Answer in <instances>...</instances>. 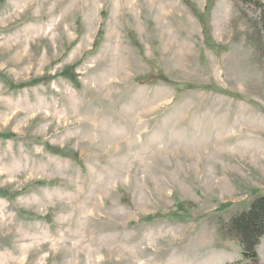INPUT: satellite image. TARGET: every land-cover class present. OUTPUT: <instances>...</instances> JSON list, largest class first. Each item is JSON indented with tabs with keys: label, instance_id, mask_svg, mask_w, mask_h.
Returning <instances> with one entry per match:
<instances>
[{
	"label": "rangeland",
	"instance_id": "rangeland-1",
	"mask_svg": "<svg viewBox=\"0 0 264 264\" xmlns=\"http://www.w3.org/2000/svg\"><path fill=\"white\" fill-rule=\"evenodd\" d=\"M254 2L0 0V264H255Z\"/></svg>",
	"mask_w": 264,
	"mask_h": 264
},
{
	"label": "trees",
	"instance_id": "trees-1",
	"mask_svg": "<svg viewBox=\"0 0 264 264\" xmlns=\"http://www.w3.org/2000/svg\"><path fill=\"white\" fill-rule=\"evenodd\" d=\"M254 1V4L260 7L258 23L264 29V0ZM222 233L239 241L244 259L259 264L257 246L264 237V194L257 196L248 209L235 214L224 224Z\"/></svg>",
	"mask_w": 264,
	"mask_h": 264
}]
</instances>
